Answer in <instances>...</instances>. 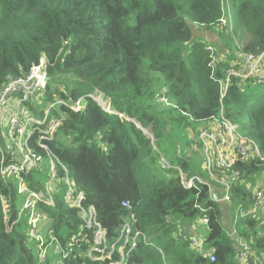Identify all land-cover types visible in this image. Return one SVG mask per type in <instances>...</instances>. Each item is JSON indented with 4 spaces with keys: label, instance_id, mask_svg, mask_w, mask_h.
<instances>
[{
    "label": "trees",
    "instance_id": "obj_1",
    "mask_svg": "<svg viewBox=\"0 0 264 264\" xmlns=\"http://www.w3.org/2000/svg\"><path fill=\"white\" fill-rule=\"evenodd\" d=\"M228 1L232 27L220 30L215 24L223 14L221 0H0V87L44 56L49 77L44 101L53 94L76 100L94 92L108 100L113 112L89 97L79 112L62 108L64 119L48 144L68 167L74 187L84 192L85 204L94 206L109 238L130 212L122 203H129L136 226L152 245L140 243L128 264H264L261 219L249 214L234 220L230 212L233 204H251L247 182L264 171V163L234 162L241 175L231 181L229 202L214 200L198 180L186 188L179 177L182 171L188 178H209L193 159L195 149L203 154L198 132L178 141L181 129L193 128L191 122L223 115L264 154V80L231 77L221 97L236 47L264 51V0ZM55 78L63 90L51 85ZM133 121L150 128L152 139ZM26 179L40 185L32 174ZM209 183L219 199L221 186ZM18 199L14 181L0 174V264H48L39 263L31 247L26 220L16 221ZM45 211L43 234L62 243L81 223L79 211L62 199ZM203 214L205 251H214V261L190 248L183 234L175 237L176 219L199 215L202 220ZM91 243L89 233L69 263L107 264L85 256ZM244 247L248 263L241 258Z\"/></svg>",
    "mask_w": 264,
    "mask_h": 264
},
{
    "label": "built area",
    "instance_id": "obj_2",
    "mask_svg": "<svg viewBox=\"0 0 264 264\" xmlns=\"http://www.w3.org/2000/svg\"><path fill=\"white\" fill-rule=\"evenodd\" d=\"M221 9L222 17L215 26L220 30L231 29L228 0H221ZM206 49L213 52L210 45L206 46ZM234 53L235 65L229 68L225 80L221 81V97L225 95L231 77H238L240 81L250 77L256 78L258 82L264 80V51L254 54L237 47ZM47 65V59L41 56L38 63L28 72L19 76H9L0 87V174L3 178L14 181L16 193L24 196L16 221L22 219L24 212H27L25 218L27 232L29 238L37 242L39 263L46 261V247L53 243L58 254L56 264H70V254L75 246L87 241L88 234L91 233L92 243L85 253L86 257L107 264H128L131 254L140 243L152 245L151 239L136 226L135 212L129 203L124 201L122 205L129 208L130 212L121 223L117 235L109 238L107 229L97 219L94 206L86 205L84 192L72 187L68 167L59 160L48 144L54 139L64 119L62 108L79 112L86 98H92L99 104L100 97L102 99L104 96L94 92L70 100L53 94V100L44 101L49 79ZM99 105L105 111L113 112L109 105L107 107ZM209 120L213 123L198 131L197 140L202 145L204 155L202 170L221 186V196L217 199L214 187L208 180L197 175L191 178L184 175L181 177V183L184 187L190 188L193 181L198 180L208 185L214 200L229 202L231 181L237 180L241 175L239 170L233 168L234 162L257 158L264 163V154L254 140L243 134L237 124L223 115ZM33 144L43 149V152L33 149ZM45 159L48 160L50 177L41 180L36 174L40 172ZM28 174H32L33 180L40 181V185L31 186L26 179ZM55 181L60 183V194ZM56 199H62L69 208L77 209L81 219L75 233L64 243L55 235L51 234L48 242L44 241L43 236L45 207L54 206ZM239 206L241 208L239 216L255 214L264 224V182L253 189L251 204L248 207L243 204ZM201 210L204 212V209ZM202 222L208 223L206 214L202 215ZM178 234H183V238L189 240L192 248L204 252V239L199 241L195 236L184 234L181 229H178ZM204 253L210 261L215 260L214 251L207 250ZM241 258L248 263L246 247L241 252Z\"/></svg>",
    "mask_w": 264,
    "mask_h": 264
},
{
    "label": "rangeland",
    "instance_id": "obj_3",
    "mask_svg": "<svg viewBox=\"0 0 264 264\" xmlns=\"http://www.w3.org/2000/svg\"><path fill=\"white\" fill-rule=\"evenodd\" d=\"M48 63V60H47ZM51 85L54 87V89H64V85L61 84L62 82H60V80L58 78H55L54 80L50 81ZM163 99V98H162ZM105 100V101H104ZM99 104H103V107H107L109 105V103L107 102V100L105 98L100 97L99 99ZM122 117H124V114H120ZM211 123H213L210 120H206L203 122H191V126L193 128H190L191 130H188L187 127L185 129H181L178 138V141L180 142V144L183 142L185 143L186 141H188L189 139V134L190 132H193L195 135H197L198 130H200L202 127H206L208 125H211ZM143 128V127H142ZM144 130L147 131L149 138L152 139V134L150 132V128L149 129H145ZM151 135V136H150ZM190 140V139H189ZM194 147H195V143H193ZM197 148V147H196ZM176 149H177V155L179 154V150H180V146L179 144L176 145ZM195 153L193 154V159L195 161V165L197 167L202 168V160L204 158V155L201 153L200 150L195 149L194 151ZM162 162L166 163L165 160H163ZM38 176V178H40L41 180H47L50 177V171H49V164H48V160L45 159V161L42 164V167L40 168V172H38L36 174ZM185 173H183L182 171H179V177H180V181H181V177L184 176ZM210 181L212 184H215L213 180L211 179H205ZM264 182V171H259L254 173L253 175H251L249 181L247 182V188L249 190H253L255 189L259 184H262ZM57 187H58V192L59 194L61 193L60 190V183H57V181L54 182ZM71 185L74 188L73 182L71 181ZM64 191V187H62V192ZM18 196V207L19 209L22 206V203L24 201V196L17 194ZM230 212L233 216V219L236 220V218L239 216V214L241 213V208L239 205L237 204H233L231 205V209ZM27 217V212H24V215L22 217V219L25 220V218ZM45 222V221H44ZM174 225L176 226L175 229H181L182 232L184 234H187L189 236H195L197 238V240L201 241L202 239H204L207 235V225L205 223L202 222L201 217L198 215L194 218H192L189 221L183 222L181 219H176L174 221ZM44 230H45V226H44ZM65 231V230H64ZM173 231L175 232V230L173 229ZM173 232V233H174ZM50 235L51 234H43L44 236V241L48 242L50 239ZM177 237L180 235L178 233L175 234ZM30 239V238H29ZM31 241H29V243H31V247L34 249V251L37 252V243L34 239H30ZM204 246V245H203ZM192 248V247H190ZM207 251V250H206ZM204 252H205V246H204ZM58 258V254L55 251V244H50L46 247V260L48 262V264H56Z\"/></svg>",
    "mask_w": 264,
    "mask_h": 264
},
{
    "label": "water",
    "instance_id": "obj_4",
    "mask_svg": "<svg viewBox=\"0 0 264 264\" xmlns=\"http://www.w3.org/2000/svg\"><path fill=\"white\" fill-rule=\"evenodd\" d=\"M133 123H135V122L133 121ZM135 125L138 126V127L143 131V133H144L145 135H148L147 131L144 130L141 126H139L137 123H135ZM148 129H149V128H148ZM148 136H149V135H148ZM150 136H151V135H150Z\"/></svg>",
    "mask_w": 264,
    "mask_h": 264
},
{
    "label": "clouds",
    "instance_id": "obj_5",
    "mask_svg": "<svg viewBox=\"0 0 264 264\" xmlns=\"http://www.w3.org/2000/svg\"><path fill=\"white\" fill-rule=\"evenodd\" d=\"M237 47H240V46H237ZM237 47H236V48H237ZM235 50H236V49H235Z\"/></svg>",
    "mask_w": 264,
    "mask_h": 264
},
{
    "label": "bare ground",
    "instance_id": "obj_6",
    "mask_svg": "<svg viewBox=\"0 0 264 264\" xmlns=\"http://www.w3.org/2000/svg\"><path fill=\"white\" fill-rule=\"evenodd\" d=\"M105 101V100H104ZM103 105V104H102Z\"/></svg>",
    "mask_w": 264,
    "mask_h": 264
}]
</instances>
